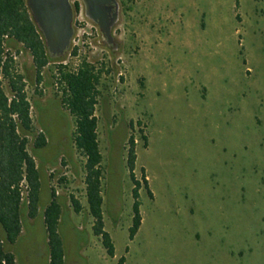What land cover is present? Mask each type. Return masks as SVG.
I'll return each mask as SVG.
<instances>
[{"label": "rangeland", "instance_id": "rangeland-1", "mask_svg": "<svg viewBox=\"0 0 264 264\" xmlns=\"http://www.w3.org/2000/svg\"><path fill=\"white\" fill-rule=\"evenodd\" d=\"M117 1L118 51L74 0V20L83 25L74 23L71 56L53 60L103 69L94 116L102 223L114 257L94 235L73 119L49 83L41 96L27 88L32 126L47 143L34 155L33 139L27 146L40 188L31 219L22 182V230L7 246L14 264H49L43 212L52 193L65 217L64 264H264V0ZM16 61L22 72L31 65L25 52ZM130 139L133 176L148 187L138 191L141 222L132 240Z\"/></svg>", "mask_w": 264, "mask_h": 264}, {"label": "trees", "instance_id": "trees-1", "mask_svg": "<svg viewBox=\"0 0 264 264\" xmlns=\"http://www.w3.org/2000/svg\"><path fill=\"white\" fill-rule=\"evenodd\" d=\"M74 9L79 10L75 4ZM77 49L73 50L76 55ZM28 53L31 65L23 72L19 70L17 57L19 53ZM57 68L58 91L55 99L60 107L73 119L74 131L72 145L79 157L83 159L84 182L89 213L94 220V235L99 237L102 247L109 258L114 257V247L109 235L103 230L102 223V156L97 139V121L94 116L97 98L100 94V79L103 69L83 61L76 68L56 65L50 59L44 42L31 20L25 0H0V264H14V255L4 248L13 245L20 235L23 225L24 204H20L22 182L27 189V209L29 218L36 213L37 193L40 188L39 170L33 157L27 152L30 138L33 139V155L46 146V138L36 133L32 126L30 107L32 103L27 95V88L44 81L51 83L54 76L51 68ZM50 81V82H49ZM35 94L42 93L35 89ZM38 109V104H36ZM15 116V118H13ZM146 142V138L142 137ZM128 169L133 184L132 190V227L129 238L132 240L140 227L139 194L141 186L148 190L145 178L141 182L133 176L135 154L133 140H129ZM149 196L151 193L148 192ZM75 212L80 207L73 200ZM23 206V210H22ZM64 214L54 193L49 204L44 208L43 222L47 237L49 264H64L65 252L59 235V228ZM121 258L117 264H123Z\"/></svg>", "mask_w": 264, "mask_h": 264}, {"label": "water", "instance_id": "water-1", "mask_svg": "<svg viewBox=\"0 0 264 264\" xmlns=\"http://www.w3.org/2000/svg\"><path fill=\"white\" fill-rule=\"evenodd\" d=\"M74 0H25L32 22L38 30L51 60H62L69 52L75 34L73 27ZM84 18L93 24L101 41L118 51L113 30L120 20L117 0H78Z\"/></svg>", "mask_w": 264, "mask_h": 264}, {"label": "built area", "instance_id": "built-area-1", "mask_svg": "<svg viewBox=\"0 0 264 264\" xmlns=\"http://www.w3.org/2000/svg\"><path fill=\"white\" fill-rule=\"evenodd\" d=\"M83 21L84 20H79V19H75L74 20V23H77L76 25L78 26V27H81L82 25H83ZM74 37H75V34H74ZM73 37V39H72V44L71 45H73L74 44V40H75V38ZM69 57L71 56V53H70V51L68 52V54H67ZM14 60H17V57H14ZM56 65H63V66H66L67 64H66V62H58V63H55ZM57 68H54V70H53V73H52V76H54V79H51V84H52V87H53V89H54V91H55V93H57V94H60V92L58 91V78H59V75H58V73H57ZM41 77L43 78V80L45 81L46 79H45V77L43 76V72H41ZM44 81H42V82H40L37 86H36V88H37V90L39 91V92H42V93H45V88H44ZM32 106L30 107V110H29V113H30V115H31V112H32ZM31 117V116H30ZM13 118H15V116L13 117ZM1 264H6L5 263V261H2V263Z\"/></svg>", "mask_w": 264, "mask_h": 264}, {"label": "flooded vegetation", "instance_id": "flooded-vegetation-1", "mask_svg": "<svg viewBox=\"0 0 264 264\" xmlns=\"http://www.w3.org/2000/svg\"><path fill=\"white\" fill-rule=\"evenodd\" d=\"M73 27H74V19H73ZM114 39H115V38H114ZM115 41H116V40H115ZM102 42H103V41H102ZM105 46H106V45H105ZM106 47H107V46H106ZM114 47H115L114 45H111L110 47H107V48L110 49V50H112ZM21 185H22V184H20V188H21ZM20 194H21V191H20ZM22 201H23V200H22V198H21V199H20V204L22 203ZM21 205H22V204H21ZM36 208H37V205H36ZM22 210H23V206H22ZM23 213H24V212H22V215H23ZM31 219H32V218H31ZM21 230H22V229H21ZM20 233H21V232H20ZM7 246H8V245H5V244H4V248H5L6 250H7ZM10 246H12V245H10Z\"/></svg>", "mask_w": 264, "mask_h": 264}, {"label": "crops", "instance_id": "crops-1", "mask_svg": "<svg viewBox=\"0 0 264 264\" xmlns=\"http://www.w3.org/2000/svg\"><path fill=\"white\" fill-rule=\"evenodd\" d=\"M61 223H63L62 221H60ZM72 229L74 230L75 228L72 226Z\"/></svg>", "mask_w": 264, "mask_h": 264}]
</instances>
